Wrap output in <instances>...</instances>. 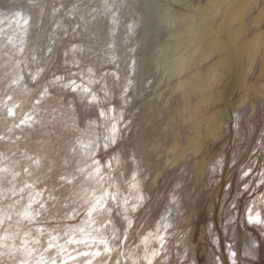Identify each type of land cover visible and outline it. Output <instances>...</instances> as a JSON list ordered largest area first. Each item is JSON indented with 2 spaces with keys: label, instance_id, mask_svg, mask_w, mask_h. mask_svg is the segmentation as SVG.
<instances>
[{
  "label": "rangeland",
  "instance_id": "374dc122",
  "mask_svg": "<svg viewBox=\"0 0 264 264\" xmlns=\"http://www.w3.org/2000/svg\"><path fill=\"white\" fill-rule=\"evenodd\" d=\"M232 1L228 53L170 78L162 18L208 0H0V264H264V0Z\"/></svg>",
  "mask_w": 264,
  "mask_h": 264
},
{
  "label": "flooded vegetation",
  "instance_id": "af4514ba",
  "mask_svg": "<svg viewBox=\"0 0 264 264\" xmlns=\"http://www.w3.org/2000/svg\"><path fill=\"white\" fill-rule=\"evenodd\" d=\"M237 1L245 2L246 0H237ZM183 4H185V2H183ZM231 4H234L232 0H208L206 5H200L197 7L200 14V16H198L197 19L188 13H180V14H175L173 17H171L169 20L166 21L170 27L173 26L176 20H179L181 23V28H178L171 33L170 39L172 42L168 45V49H171V51H169L171 52V54L170 56H168L169 53L165 55L166 57H168L166 58V60L168 59L167 60L168 62L165 65L167 66L170 63V69H171L170 72L166 70L167 71L166 73L170 78L173 77L180 78V75L185 70L187 58H189L194 54L197 55L198 58L197 63H200L205 59L211 57H216L218 59L228 53L229 47L227 48V46L228 43H230V39L224 35V32H222L224 28L223 27L224 23L221 22L219 28H214L212 25L208 24L207 19H209L210 17H215L217 14H220L223 11V9L227 10L228 6H230ZM199 18H201L200 22L198 21ZM182 38L185 39L181 40ZM262 41L263 42H260L258 47L260 46L263 47L264 34ZM180 43L182 44V46L178 45ZM177 47H180L178 50L181 51L180 54L182 58H185L184 59L185 62L180 64H176L174 60L171 59ZM252 50H253L252 51L253 56H257L258 54H260L256 48H252ZM163 64L164 61L161 65L162 68H164ZM216 67H217V61H215L212 65V68H216ZM259 75L264 77V62H262V65L260 67ZM209 76L210 74L207 71V79L209 78ZM191 77L192 76H190L186 81H188ZM177 88L184 89V84L177 85ZM246 89H247L246 101L244 102L249 112H252L254 110L253 98L264 92V85L262 87L256 85H248ZM204 99L202 101H204ZM193 106L187 107L185 110V117L187 119L193 118L197 113L196 104H194ZM202 124H205V131L207 135L213 134V127L208 123V119L203 120ZM194 128L197 135L189 137L186 146L173 144V148L175 152L173 157L167 161L168 165H171L174 162H176L180 156L184 155V153H186L192 147H194L195 146L194 144L199 140L201 142V145L205 143L208 136L204 135L203 133L204 129H201L199 127V122L195 124ZM108 130L109 128H107L105 132H107ZM154 147L155 145L153 146V148ZM202 164L203 161H200L198 172H200V170L202 169ZM156 178L157 176L154 177V180H156ZM131 220L132 219H130L127 222L126 227L128 226Z\"/></svg>",
  "mask_w": 264,
  "mask_h": 264
},
{
  "label": "bare ground",
  "instance_id": "6f19581e",
  "mask_svg": "<svg viewBox=\"0 0 264 264\" xmlns=\"http://www.w3.org/2000/svg\"><path fill=\"white\" fill-rule=\"evenodd\" d=\"M106 3V2H105ZM160 9V8H159ZM96 10V9H95ZM116 11V10H115ZM114 13V12H113ZM104 17V16H103ZM107 17H105V21L107 22V19H106ZM170 18H168V17H164V18H162V21H167V20H169ZM110 32V31H109ZM109 36V35H108ZM179 46H182V44L180 43V44H178ZM180 47H177V49L175 50V52L173 53V57L171 58L172 60H174V62L176 63V64H180V63H183V62H185L184 61V59L185 58H182V56H181V51L180 50H178ZM103 56H104V54H103ZM166 58H168V57H166L165 56V58H164V64H163V67L165 68V67H167V71L168 72H170V63L166 66L165 64L168 62L167 60H166ZM117 62V61H116ZM175 68V67H174ZM176 69V68H175ZM179 70V69H178ZM206 80H207V70H203V71H201V72H197L196 74H193L192 75V77L188 80V81H185V82H181L180 80L178 81V83H177V85H181V84H184V89H183V91H185V92H191V91H193L196 87H198V88H203L204 86H205V82H206ZM194 107V106H193ZM108 131H110V127H109V130ZM107 131V132H108ZM185 154V153H184ZM133 161V160H132ZM134 162V161H133ZM138 165V164H137ZM125 174V173H124ZM123 175V174H122ZM126 175V174H125ZM128 176V175H127ZM120 177V176H119ZM121 179V178H120ZM119 179V180H120ZM127 179V178H126ZM122 182H124V181H122ZM117 185H118V183H117ZM107 192V191H106ZM14 206V205H13ZM1 219H2V217H0ZM251 221H255V222H258L259 221V217L257 216V215H255V216H253L252 217V220ZM91 221L89 220V223H90ZM84 223V222H83ZM85 223H86V221H85ZM87 225H88V223H86ZM131 225H132V220L129 222V224H128V226L126 227V232L128 233L129 232V230H130V227H131ZM81 226V225H80ZM89 226V225H88ZM82 227V226H81ZM81 227L79 228V229H81ZM85 227V226H84ZM92 228V227H91ZM95 228V227H94ZM82 230V229H81ZM73 234V233H72ZM60 235V234H59ZM86 235V232L84 233V236ZM80 238L82 239L83 237H81L80 236ZM84 239H87V238H84ZM56 242V241H55ZM144 244V243H143ZM254 245H255V243H254V241H251V243H250V245H249V247H250V249L251 248H254ZM62 246H64V245H62ZM144 246V245H143ZM66 247V246H65ZM64 247V248H65ZM95 250H96V247H95ZM96 252H97V250H96ZM100 252V251H99ZM98 253V252H97ZM249 254V253H248ZM81 255V254H80ZM95 256V255H94ZM77 257V256H76ZM78 257H80V256H78ZM77 257V258H78ZM97 257V256H96ZM42 260V259H41ZM83 260V259H82ZM127 263V261H126V259H125V263L124 264H126ZM72 264V263H71ZM102 264V263H101Z\"/></svg>",
  "mask_w": 264,
  "mask_h": 264
},
{
  "label": "snow or ice",
  "instance_id": "6c2138e0",
  "mask_svg": "<svg viewBox=\"0 0 264 264\" xmlns=\"http://www.w3.org/2000/svg\"><path fill=\"white\" fill-rule=\"evenodd\" d=\"M233 255H234V253H233Z\"/></svg>",
  "mask_w": 264,
  "mask_h": 264
}]
</instances>
